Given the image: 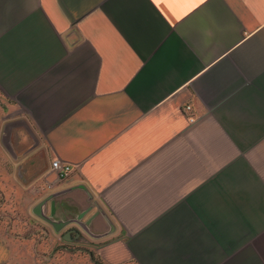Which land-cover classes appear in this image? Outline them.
<instances>
[{
  "label": "crops",
  "instance_id": "0c3cea01",
  "mask_svg": "<svg viewBox=\"0 0 264 264\" xmlns=\"http://www.w3.org/2000/svg\"><path fill=\"white\" fill-rule=\"evenodd\" d=\"M0 104L30 213L105 263L264 264V0H0Z\"/></svg>",
  "mask_w": 264,
  "mask_h": 264
},
{
  "label": "rangeland",
  "instance_id": "374dc122",
  "mask_svg": "<svg viewBox=\"0 0 264 264\" xmlns=\"http://www.w3.org/2000/svg\"><path fill=\"white\" fill-rule=\"evenodd\" d=\"M0 106H3L0 104ZM0 139V264H107L77 232L54 231L29 211L41 183L26 184L6 162ZM80 236V237H79ZM123 264H136L133 260Z\"/></svg>",
  "mask_w": 264,
  "mask_h": 264
},
{
  "label": "built area",
  "instance_id": "2783aa9c",
  "mask_svg": "<svg viewBox=\"0 0 264 264\" xmlns=\"http://www.w3.org/2000/svg\"><path fill=\"white\" fill-rule=\"evenodd\" d=\"M190 110V106L185 107V111L188 112ZM189 120L192 121L191 118ZM71 173L72 167L66 163H62L59 160H54L50 164L49 174L52 175L56 181H62L67 179L71 175ZM46 187L50 189L52 187V182H50L49 184L47 183Z\"/></svg>",
  "mask_w": 264,
  "mask_h": 264
},
{
  "label": "snow or ice",
  "instance_id": "6c2138e0",
  "mask_svg": "<svg viewBox=\"0 0 264 264\" xmlns=\"http://www.w3.org/2000/svg\"><path fill=\"white\" fill-rule=\"evenodd\" d=\"M153 2L155 4H160L162 2V0H153ZM172 2H180V0H172ZM200 3H203L204 0H199Z\"/></svg>",
  "mask_w": 264,
  "mask_h": 264
}]
</instances>
